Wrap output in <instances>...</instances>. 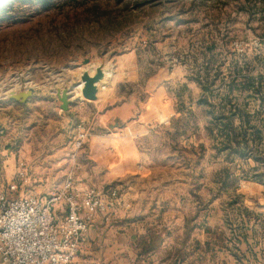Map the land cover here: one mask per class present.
Listing matches in <instances>:
<instances>
[{
  "label": "rangeland",
  "instance_id": "1",
  "mask_svg": "<svg viewBox=\"0 0 264 264\" xmlns=\"http://www.w3.org/2000/svg\"><path fill=\"white\" fill-rule=\"evenodd\" d=\"M10 10L0 17L1 130L4 118L62 130L57 90L77 83L82 98V73L104 72L99 107L71 117L63 140L29 130L48 171L23 188L41 194L71 179L118 199L133 181L159 187L163 233L176 238L165 264L180 253V264H264V0H16ZM27 89L22 110L8 95ZM188 112L184 127L173 124ZM79 126L88 134L77 149ZM232 126L246 140L229 146L220 130ZM100 141L102 162L88 146ZM63 143L64 154L82 152L65 178L50 156ZM138 153L142 167H126ZM5 168L11 181L14 162ZM85 168L91 178L77 179Z\"/></svg>",
  "mask_w": 264,
  "mask_h": 264
},
{
  "label": "crops",
  "instance_id": "2",
  "mask_svg": "<svg viewBox=\"0 0 264 264\" xmlns=\"http://www.w3.org/2000/svg\"><path fill=\"white\" fill-rule=\"evenodd\" d=\"M15 102L21 105L22 110L29 105L27 101ZM61 105L62 102H60V110H62ZM86 106L97 109L99 104L97 99L91 101L75 96L71 97L69 109L67 111L63 110L61 116L62 122L58 123L62 130H58L56 133H54L56 123L52 120H50V124L46 125L38 122L33 124L32 128L29 129L30 127L28 126L24 128L18 118L7 120L4 118L3 122H8L9 125L6 130H1L0 128V189L6 186V181L4 180L8 178V174L5 164L8 161L9 163L14 162L15 173L13 177L19 171L24 172L27 180L34 179L36 181L45 177L48 169L40 165L38 161L43 151L36 148L34 140L28 139L29 133L33 134L35 131H39L37 129H43L46 126V131H50V138L53 139L56 136L58 139L55 142L63 140L64 134L67 132L66 127L68 128L69 124H71V117L80 116ZM96 115L97 111L95 112ZM74 130L76 131L77 129L75 128ZM70 145L71 143L69 145L63 143L61 147L55 148L56 151L50 154L51 158L53 159L54 157V161L58 165L63 163V166H59L58 168L61 170L57 172V177L65 178L68 176L66 164L71 162L79 164L82 159L81 151L74 155L64 154V151L66 152ZM88 146L98 151V155H94L92 158L95 157L97 159L98 157L99 161L102 162V149L105 147L103 142L100 141V143L93 146L88 144ZM133 147L135 146L133 145ZM12 148L16 151H11ZM131 157L133 160H131L130 164L132 165L128 163L126 167L141 168L143 155L138 153ZM113 159L116 161V157L108 160ZM98 169L100 170V167ZM98 169L97 167L94 168L96 172ZM91 173L92 170L87 172L86 168L83 172L77 171V179H89L91 178ZM133 173L137 176L145 175L141 171ZM61 186L62 184L41 194L51 193ZM23 190L26 191L25 188ZM27 190L30 191V189ZM146 194H151L149 198H146V202L149 203L143 205L142 195ZM119 195L110 219L106 220L103 214H99L91 223L87 236L82 243L81 252L71 264H165V260L167 259L166 252L175 251L174 244L176 238L163 233H166L168 230L165 223L161 221V217L166 214L165 210L162 209L166 204V199L162 197L159 187L151 188V186L144 183L142 188L139 189L138 185L133 181L131 184H128L127 192L125 194L119 193ZM161 204L163 205L161 206ZM181 257L180 253L179 255L175 254L172 258L180 264ZM0 264H4L1 255Z\"/></svg>",
  "mask_w": 264,
  "mask_h": 264
},
{
  "label": "built area",
  "instance_id": "3",
  "mask_svg": "<svg viewBox=\"0 0 264 264\" xmlns=\"http://www.w3.org/2000/svg\"><path fill=\"white\" fill-rule=\"evenodd\" d=\"M74 143L83 147L85 128ZM27 177L17 172L0 189V255L4 264H71L81 252L91 223L106 220L115 208L117 191L105 196L94 188L78 190L71 179L51 193L23 190Z\"/></svg>",
  "mask_w": 264,
  "mask_h": 264
},
{
  "label": "water",
  "instance_id": "4",
  "mask_svg": "<svg viewBox=\"0 0 264 264\" xmlns=\"http://www.w3.org/2000/svg\"><path fill=\"white\" fill-rule=\"evenodd\" d=\"M88 63H90L89 59H85L83 61V64H88ZM103 77H104V72L101 68H98L96 70V73L93 76H91L87 71L82 73L81 79L79 80V82L84 83V88L82 89L83 99L91 100V101L97 99V92H98L97 83ZM76 84L71 87L69 86L64 89L57 90L58 98L62 102L61 108L64 111H67L69 109L70 98L75 96L72 93L74 89L78 86ZM32 94H33L32 90L27 89V90H20V91H10L8 96L13 100L26 102L27 99L32 96Z\"/></svg>",
  "mask_w": 264,
  "mask_h": 264
},
{
  "label": "trees",
  "instance_id": "5",
  "mask_svg": "<svg viewBox=\"0 0 264 264\" xmlns=\"http://www.w3.org/2000/svg\"><path fill=\"white\" fill-rule=\"evenodd\" d=\"M16 0H0V17L2 14H5L13 7L14 2ZM23 3H31L34 0H17ZM47 1V0H46ZM194 115L192 112H188V114H185L183 117L181 116L179 119H175L173 121L174 125H177L178 127L185 125V123L188 122V119L190 116ZM184 127V126H183ZM220 135L225 138V143L229 146L234 145L236 141L239 140L241 137L243 141L246 140V134L241 132V129H237L236 127H229L227 131L224 129L220 130Z\"/></svg>",
  "mask_w": 264,
  "mask_h": 264
}]
</instances>
